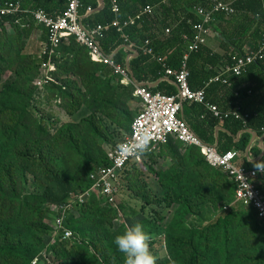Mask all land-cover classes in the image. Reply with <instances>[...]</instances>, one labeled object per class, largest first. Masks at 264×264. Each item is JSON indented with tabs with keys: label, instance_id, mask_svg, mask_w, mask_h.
<instances>
[{
	"label": "rangeland",
	"instance_id": "obj_1",
	"mask_svg": "<svg viewBox=\"0 0 264 264\" xmlns=\"http://www.w3.org/2000/svg\"><path fill=\"white\" fill-rule=\"evenodd\" d=\"M13 24L15 33L5 31L0 35L4 36L0 40V134L7 131L5 139H11H1L0 145L8 156L6 160L21 158L27 166L17 171L21 202L26 198L44 202L45 192L59 194L61 188L73 192L85 184L89 170L104 164L107 151L127 132L140 105L134 97L122 104L112 75L103 77L102 66L83 54L64 68L66 74L56 71L54 77L57 83L62 80L61 89L48 84L37 92L34 82L40 67L35 68L32 57L23 52L24 38L13 42L24 28ZM10 80V86L5 87ZM13 122L19 123L14 131ZM12 133L18 139L11 138ZM174 144L180 146L184 156V174H179L180 166L166 144L155 156L154 165L148 159L134 164L118 185L116 214L102 205H90L70 224L74 236L86 242L77 248L96 252L100 262L124 264L117 247L113 258L105 257L107 234L98 228L99 223L103 221V229L113 235L139 223L151 236L150 251L157 264H264V234H260L251 214L221 213L220 220L204 231L189 226L193 216L189 206L201 195L232 198L233 191L222 189L226 176L211 172L201 150L177 141ZM10 148L11 153H7ZM24 150L29 151L28 156L22 155ZM214 207L219 210L217 204ZM42 211V222L47 224L42 233L45 236L50 233L51 214L46 204ZM15 221H20L19 214ZM72 243L59 242L58 262L52 258L47 262L80 264L64 255L65 250L75 247ZM37 264L47 263L38 259Z\"/></svg>",
	"mask_w": 264,
	"mask_h": 264
},
{
	"label": "trees",
	"instance_id": "obj_2",
	"mask_svg": "<svg viewBox=\"0 0 264 264\" xmlns=\"http://www.w3.org/2000/svg\"><path fill=\"white\" fill-rule=\"evenodd\" d=\"M57 1L59 2V0ZM104 1V6L98 8L99 0H85V4H89L94 7V9L84 18L86 23H108L116 17L124 20L128 18V16H135L146 4L155 5L156 11L153 15L144 14L139 17L134 24L126 25L124 29L129 35L131 41H133L137 46H142L146 39H150L155 54L165 56V63L167 66L175 69H179L180 66H182L184 55L188 49V41L186 38H183V33H192V28L188 22V18L192 17L195 20H199L201 18L194 7L200 2H205V0H193L191 3H186L189 5L183 7V11H186V14L181 19L178 14H176V16H173L175 18L170 17L171 15L169 11H171L172 7H174V3L176 2L175 0H172V2L170 3H165L164 0H118V2L120 3L119 12H114L112 10L110 0ZM41 6L46 8L48 11L51 10V8L46 6L44 3H41L38 7ZM235 6L238 8V11L248 13L245 15L246 18H251L253 16L254 19H259L258 21H256L258 23L254 25V32L256 33L255 39H257V41L259 40L256 47H259L262 40V30L264 26V0H237L235 2ZM173 12H175V9L173 10ZM250 13H252V15H250ZM23 14V17L26 16V14ZM220 14H223V12L218 13L217 16ZM14 18V15L4 17L3 20H0V23L7 20L14 23ZM169 23L171 24L169 26H172L173 28L171 27V31L163 38V34H161L162 27ZM253 23L254 22H252V24L249 26H253ZM45 37L47 46H49L47 32L45 33ZM232 40V44L233 42L237 43L235 39ZM172 41H174L175 43L171 45V47L174 46L175 49L166 53L165 51L168 49V46H170V42ZM238 44L240 46V54H245L243 48L244 43L243 45H241L240 43ZM101 45L108 54L115 51L114 59L119 63L126 64L127 56L131 55L129 59V68L136 82L145 83L152 92H162L168 95H174L177 93L174 84L169 80L164 79L165 75L162 64L155 60L151 55L143 53V51L139 48H136L137 54L134 55L131 50L123 46V40L118 29L115 26H112L109 30H107L104 38L101 39ZM82 54L84 55V57L90 59L86 48L80 46L74 38H70L68 42L64 41L57 47H55L54 54L52 56H50L49 54H44L38 57H32L31 59L33 61L32 64L35 68L40 67L43 62L51 61L55 63L58 68L57 74L60 75L66 74L67 71H65L64 68L69 65H73L75 61L79 57H81ZM204 59H207V64L213 67L206 68L204 66L200 67L195 64L197 63V61ZM189 60V80L193 89H198L205 86V84L209 82L211 78L215 77L218 74V71L220 70L218 69V67L232 64L230 55L221 56L208 51L204 47L199 52L192 53ZM92 63L102 66L101 73L103 77H109L111 75L110 70L105 65L95 62ZM252 76L257 77L258 79H253ZM112 78L114 79L113 76ZM171 79L172 78H170V80ZM194 80H199L200 82L197 85H194ZM230 80V85L227 86L223 84V86L224 88H229L230 94L233 97L244 100L246 98H249L250 96H254L255 94L259 93L260 90H264V60H258L250 64L240 76L231 75ZM157 81L158 85L156 87H150L149 83H155ZM61 82L50 83L49 86L53 85V87L61 89ZM10 84L11 80L6 82L5 87H9ZM217 85V83H212L209 87H212L211 89H214ZM209 87L208 89L211 90ZM118 91L121 97L120 101L122 102V104L126 105L130 101V99L134 97L133 86H124L118 84ZM235 91L238 92V96H235ZM31 99L32 97L29 99V101ZM232 102L233 104L237 103L235 100H232ZM194 104L200 107V115H203L205 117L207 116V119L211 118L214 121L211 122L214 124L213 126L218 125L219 120L213 117L212 113L204 104L196 102ZM239 104L241 106V103ZM222 105L223 103L220 105L222 108L228 109L227 102L225 105ZM205 108L207 109V111ZM241 112L244 115L248 114V117L246 116L245 119L246 122L244 119L238 120L234 117L226 119L224 122V128L226 131H221V133L219 134L218 150L221 153H225L231 150L245 151L252 140V132H256L257 136L259 137H264V94L260 97L258 103L253 109L250 108L249 111H247V109H244V107L241 106ZM185 120L187 121V119ZM18 126V122H13V124L11 125L12 131H14ZM189 126L194 131L190 124ZM129 129L130 126L127 131ZM239 134H241L240 140L237 141ZM6 135L7 131L1 133L0 140L2 139L5 141H9V139H5ZM198 136L204 142L209 144H214L213 142L216 140L214 134L210 136L203 134ZM14 137L18 139L17 135L15 136V134L12 133L11 138ZM175 141L177 140L173 139L166 145H169L170 150H172L174 159L180 166L179 174L182 176L185 171L184 156L180 152V146L174 144ZM9 142H11V139ZM177 142L183 144L181 141ZM191 147L197 148L193 146ZM197 149L201 150L200 148ZM252 150L255 151L254 153H257V151L260 152L259 148L256 150L255 148H253ZM11 151L12 150L10 148L7 153H11ZM21 153L25 156L29 155V151L27 150H24ZM6 157L8 156L5 152L2 151L0 145V264H33V260L43 251L44 248H47L49 236L52 229L51 227H49L50 233L42 236L44 229L47 228V224H44L42 222V206L46 204V207L50 211L49 204H63L70 199L72 194L86 191L91 185L89 174L96 166L89 170L86 175L85 184L78 190L70 192L69 189L65 190L61 188L59 194L55 192H45L44 202L40 200L32 201L29 198H26L21 202V194L18 191L17 171H22L26 169L27 166H24L25 163H22L21 158H18L17 160L8 158V160H6ZM241 161H243L244 164L248 167H256L257 164L264 162V158L260 162L255 163L250 162L248 158L244 157L241 158ZM106 163L107 159L104 164ZM210 169L211 172L215 175L223 173V177L226 176L227 181L225 183H222L221 186L223 187L222 189H231L233 191L232 198L227 197L219 199L217 198V196L210 197V194L201 195V199L199 198V200L189 206L190 212L193 214L189 222V226L192 229L204 231L215 225L220 220L222 215L221 213H224L225 215V213L231 214L247 212L253 217L257 227L259 228L260 234H264V226L257 218L256 211L253 207H247L241 203L233 204L235 202L234 200L236 186L229 179L228 175L220 168H214L210 166ZM217 182H215L214 185ZM203 184L204 183H202L201 186H203ZM228 184H230L231 186H228ZM215 187L217 186L215 185ZM215 187L213 189H215ZM215 204H217L219 207L218 211H216L217 208L214 207ZM90 205H93V208L94 205H102L108 209H111L116 214V209L111 205L106 204L104 198L92 199L87 204L78 206L76 211L68 216L66 226L71 229L70 224L76 222L74 220L77 219L80 214H83V211ZM225 206H229L228 209H224L223 207ZM17 214L20 215V221H15V217L17 216ZM49 214H51V212H49ZM34 215L37 217L35 218ZM52 219L53 218L51 215V222ZM102 223L104 222L102 221L99 223L100 225L98 228H100L103 233L107 234L105 238V253H107V255L105 257L111 256V258H113L114 253L117 251L116 245L114 244V238L117 234L113 235L107 232L105 229H103ZM70 240L73 241L72 246L75 247L72 248V251L65 250L64 252L65 257H67L69 260L78 262L80 264H85L87 262L92 264H110L100 262V256H98L94 251L91 252L89 249H86V251L81 252V250L77 248V246H84V244L86 243L84 240L82 241L78 239L77 236H74ZM101 240L102 238L99 239V241ZM56 245H52L51 249L56 260L58 261L59 259L57 258ZM97 251L100 255L103 254L100 248H97ZM111 264H115V262L112 260ZM162 264H164V262H162Z\"/></svg>",
	"mask_w": 264,
	"mask_h": 264
},
{
	"label": "built area",
	"instance_id": "obj_3",
	"mask_svg": "<svg viewBox=\"0 0 264 264\" xmlns=\"http://www.w3.org/2000/svg\"><path fill=\"white\" fill-rule=\"evenodd\" d=\"M25 0H0V20L4 17L14 15V23L21 22L23 13H30L38 24L47 29L49 46L42 51V55L54 54V48L62 42H68L70 38L82 47H85L92 62L100 63L108 67L111 75L118 84L133 86V95L139 101V111L130 124V129L124 133L121 139L114 144L106 153L107 163L96 166L89 174L90 187L80 193H74L70 199L63 204L51 203L49 209L52 215L51 239L47 248L40 253L41 258L50 264L56 261L51 246L56 241L70 240L74 237L73 231L66 226L68 216L75 212L78 206L87 204L92 199L104 198L106 204L117 207L118 185L121 179L127 177L133 165L143 163L151 154L156 156L162 145L175 139L181 141L186 146H193L201 149L209 164L214 168L222 169L235 184V202L247 207H253L257 218L264 226V172L257 167H248L241 161L242 153L239 150H231L221 153L214 144L204 142L189 126L188 122L180 115L185 102L204 104L207 109L219 121H225L231 117L238 120H245L248 114L241 112V106L237 102H230L228 109L222 108L218 103L208 100L207 88L210 83L221 82L230 85L231 75L240 76L244 70L258 60H264V27L262 30L261 44L245 54L233 53L230 55L232 64L222 67L218 74L211 78L205 86L193 89L190 84L189 59L192 53L199 52L207 44L208 35L212 32V23L217 13L234 14L237 11L235 3L226 0H205L196 5V10L201 18L195 20L188 18L192 33L184 32L183 38L188 41V49L184 55L182 66L179 69L169 67L165 63V56L156 55L151 45V40L146 39L142 46H137L131 41L125 31L126 25L134 24L136 20L144 14L153 15L156 6L146 4L135 16H128L122 20L116 17L108 23L88 24L84 18L94 7L85 4V0H66L60 11L48 12L43 7L27 8L23 4ZM111 8L114 12H119L120 3L118 0H110ZM24 27L25 25L22 24ZM115 26L123 40V46L134 52L139 48L145 54L151 55L160 62L164 68V75L173 78L179 87L174 95L162 92H152L145 83H138L131 76V72L126 64L119 63L114 59V52L108 54L101 45V39L110 27ZM171 26L165 28L168 34ZM40 75L34 82L35 86L42 90L45 85L57 82L53 75L56 71L55 63L51 61L43 62L40 68ZM246 122V120H245ZM149 129L153 133L151 151L140 156H128L119 151V146L130 142L139 134L142 129ZM150 154V155H149ZM117 203V204H116ZM229 206H225L228 209ZM52 258V261H51ZM39 257L33 260L37 264ZM50 263H48V262ZM58 262V261H57Z\"/></svg>",
	"mask_w": 264,
	"mask_h": 264
},
{
	"label": "crops",
	"instance_id": "obj_4",
	"mask_svg": "<svg viewBox=\"0 0 264 264\" xmlns=\"http://www.w3.org/2000/svg\"><path fill=\"white\" fill-rule=\"evenodd\" d=\"M175 1L176 2L174 3V7H172L171 11H169L170 15H171L170 17L172 18L173 16H176V14H178L180 16V19H181L186 14V11H183V7L189 5L186 3H191L193 0H175ZM226 1L235 3L237 0H226ZM65 2H66V0H59V2L57 0H25L23 6L25 9L35 8V7L40 6L41 3H44L46 6L51 8V10L48 11L46 8L41 6L44 9H46L48 12H57V11H60L62 9V7L65 5ZM164 2L170 3V2H172V0H164ZM100 4H101V0H99L98 7L100 6ZM104 4H105V1H104ZM194 8L196 9V6ZM174 9H175V12H173ZM196 12H197V10H196ZM25 14H26V16H24V17L22 16L21 22H20V24H24L25 27L21 28L22 31L19 33L17 38H15V39L11 38V39H14L13 42H15L16 39L21 40L22 38H24L25 47L23 48V52H25L26 55H30L33 58L36 56L38 57V56H40L42 50L47 45V42L45 40V38H46L45 33L47 32V29L44 26L38 24L37 21L34 19V17H32L29 13H24L23 15H25ZM217 14H216V17L212 23L213 30L208 35L207 44H206V46H204V48H206L208 51H211V52L216 53V54L221 55V56H227V55H231L233 53H240V51H239L240 46L238 43H240L241 45H243V43H244V46H243L244 52H248L250 50H253V48H257L256 45H257V42L259 40L257 41V39H255L256 33L254 32V28H255L254 25H256L258 23V22H256L259 20L258 18L254 19L253 16L251 18L250 17L246 18L245 15L248 13L238 11V8L234 14L223 13V14H220L218 16H217ZM250 15H252V13H250ZM199 16L201 17V15H199ZM173 18H175V17H173ZM252 22H254L253 26H249L252 24ZM169 25H171V24L169 23V24L165 25L164 27H162L161 34H163V38L167 35V33L165 32V28ZM14 26L15 25L12 22H10L9 20L0 23V35H1V32H3V35H4L5 31H10L11 33H15L14 32ZM3 35L0 37V40L4 39ZM232 39H235L237 41V43L233 42V44H232L231 43V41H233ZM174 43H175L174 41L170 42V46H168V49L165 51L166 53L175 49L174 46L171 47V45H173ZM130 57H131V55L127 56L128 61H129ZM127 60H126V62H127ZM188 64H189V70H190V63L188 62ZM195 64L200 66V67H202V66H204L206 68L213 67V66H209L207 64V59L199 60ZM224 66H220V67H218V69H221ZM40 67H41V65H40ZM40 73H41V71H40ZM40 73H39V75H40ZM252 78L258 79L257 77H254V76H252ZM164 79L172 82L174 84L176 90L179 91V87H177V84L173 78L170 80V78L164 77ZM199 82H200L199 80H194V85H197ZM213 83H217L218 85L214 89H211L212 87L211 88L209 87L211 90H209L207 88L208 89V97H209L208 100L210 102H213V103H218L219 105H221L222 103H223V105H225L226 102L229 105L230 102H232V100H235L236 102L241 103V106H243L244 109H247V111H249L250 108L253 109L255 107V105L258 103L260 97L264 94V90H260V92L255 94L254 96H250L249 98L241 100L240 98L233 97L230 94L229 88H224L223 83H220V82H213ZM149 84H150V87L153 88V87H156L158 85V81L155 83H149ZM211 84L212 83H210L209 86ZM233 93H234V91H233ZM235 96H238L237 91H235ZM206 111H207V109H206ZM204 112H205V110H204ZM200 113H201V110H200V107L198 105H196L194 103H190V102H185L183 104L181 116L184 117L185 119H187L189 124L192 126V128L194 129V131L198 135L203 134V135L210 136V135L214 134V136L216 137V140L213 143H214V145L219 147V134L221 133V131L225 130V128H224V122L225 121H218V125L213 126L214 124L211 123L213 120L211 118L207 119L206 118L207 116L205 117L203 115H200ZM215 119H217V118H215ZM253 133H252V140H251L248 148L245 151H241V150L240 151L242 153V156H241L242 158L243 157L248 158L250 160V162L255 163V162H260L264 158V137H259V136L255 137L253 135ZM240 135L241 134L238 135L237 141L240 140ZM253 148H255V150L259 148L260 152L257 151V153H254L255 151L252 150ZM147 159L150 161V164L154 165V163H152L155 161L154 154H151V156ZM147 159H145V160H147ZM141 166L143 168V165H141Z\"/></svg>",
	"mask_w": 264,
	"mask_h": 264
},
{
	"label": "clouds",
	"instance_id": "obj_5",
	"mask_svg": "<svg viewBox=\"0 0 264 264\" xmlns=\"http://www.w3.org/2000/svg\"><path fill=\"white\" fill-rule=\"evenodd\" d=\"M40 55H42V52ZM55 73L56 71L53 72V75H55ZM36 89L40 90L39 88ZM152 140L153 133L149 129L145 128L142 129L132 141L121 144L119 146V151L125 155L135 156L137 159H139L140 156L151 151L150 145ZM256 167L260 171L264 172V162L257 164ZM51 233L48 242H50L52 236ZM150 240V234L144 231L143 226L141 224L137 223L133 226L127 227L122 234L116 235L114 238V244L116 245L117 250L123 254L124 264H157L156 257L150 251ZM58 242L61 241H56V243L53 245H56ZM37 257H39V259H42L40 254ZM43 262L46 263L44 260Z\"/></svg>",
	"mask_w": 264,
	"mask_h": 264
},
{
	"label": "water",
	"instance_id": "obj_6",
	"mask_svg": "<svg viewBox=\"0 0 264 264\" xmlns=\"http://www.w3.org/2000/svg\"><path fill=\"white\" fill-rule=\"evenodd\" d=\"M103 5H104V0H101V4H100V6H99L98 8H101ZM133 53H134V55H135V54H137V51L134 50ZM126 64H127V66L129 67V61H128V60H127ZM129 70H130V68H129ZM130 72H131V71H130ZM131 76H132V73H131ZM132 77H133V76H132ZM252 133H253V132H252ZM253 135H254L255 137L257 136V134H256L255 132L253 133Z\"/></svg>",
	"mask_w": 264,
	"mask_h": 264
}]
</instances>
